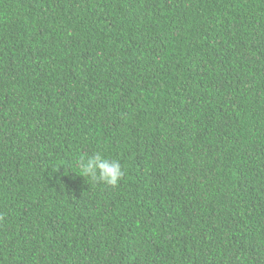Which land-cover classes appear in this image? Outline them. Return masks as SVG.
Returning a JSON list of instances; mask_svg holds the SVG:
<instances>
[{
	"label": "trees",
	"instance_id": "16d2710c",
	"mask_svg": "<svg viewBox=\"0 0 264 264\" xmlns=\"http://www.w3.org/2000/svg\"><path fill=\"white\" fill-rule=\"evenodd\" d=\"M0 264H264V0H0Z\"/></svg>",
	"mask_w": 264,
	"mask_h": 264
},
{
	"label": "clouds",
	"instance_id": "9594fccd",
	"mask_svg": "<svg viewBox=\"0 0 264 264\" xmlns=\"http://www.w3.org/2000/svg\"><path fill=\"white\" fill-rule=\"evenodd\" d=\"M76 167L82 176L102 181L109 186H116L124 175L119 161L109 160L100 152L91 156H80Z\"/></svg>",
	"mask_w": 264,
	"mask_h": 264
}]
</instances>
